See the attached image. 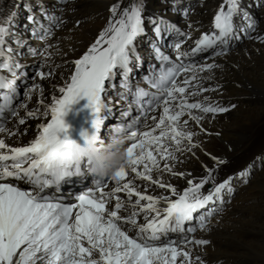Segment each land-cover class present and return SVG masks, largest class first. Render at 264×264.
Masks as SVG:
<instances>
[{
  "label": "snow or ice",
  "instance_id": "6c2138e0",
  "mask_svg": "<svg viewBox=\"0 0 264 264\" xmlns=\"http://www.w3.org/2000/svg\"><path fill=\"white\" fill-rule=\"evenodd\" d=\"M164 2L171 13L188 16L189 7H179L182 0ZM14 6L17 10H0V133L15 134L2 123L5 113L16 117L19 125L25 123V118L18 116L20 109H25L28 118L49 119L38 125V134L25 146L12 147L0 138V264H204L200 255L193 256V246L202 247L209 241L190 238V234L210 227L217 206L225 203V193L231 196L235 191L232 177L217 183L215 173L226 161L208 153L215 167L204 165L203 176L174 169L182 163L181 155L195 156L194 149L201 146L197 137L206 133L201 126L205 117L214 118L236 107L225 106L209 96L195 99L222 87L218 83L215 88L204 87L202 81L212 80L213 76L202 74L222 67L215 59L229 54L233 42L242 37L264 43V35L257 32L259 22L243 7L242 0H223L211 29L202 32L189 51H182L191 31H182L160 13L147 14L146 0H132L122 10L119 3L114 4L106 26L74 60L70 79L58 89L60 95H53L51 103L44 104L40 112L39 107L28 111L27 101L37 90L43 92L36 79L52 75L44 70L52 47L46 42L62 21L41 7L40 13L48 21L46 27L29 4L23 5L32 36L45 41L41 60L30 79L25 71L28 65L20 62L23 54L19 51L27 41L14 31L19 0ZM258 6H264V0ZM237 19L242 23L237 24ZM146 24L153 34L151 51L160 67H153L144 77L152 91L137 86L132 93L139 115L127 123L118 120L106 133L119 129L127 134L131 142L127 148L129 166L121 169L115 179L99 177L92 173L91 160L83 154L80 144L66 134L69 125L64 117L71 105L86 97L85 107L92 113L91 131L82 130L80 135L85 141H103L101 129L106 114L111 112L104 95L115 87L112 82L117 76L121 78L120 87L131 91L129 77L141 59L137 41L146 35ZM188 27L191 29V25ZM168 37H173L168 47L173 49L175 59L162 51ZM204 53H211V63L194 62L193 58ZM28 54L36 56L37 49L28 46ZM18 81H23V103H15L21 96ZM144 98L146 107L140 103ZM157 111L158 116L154 114ZM150 114L151 126L147 122ZM121 115L128 116L129 112ZM190 121L199 131L189 126ZM62 132L65 135L61 136ZM250 171L249 167L239 173L245 184ZM153 172L182 178L186 186L180 190L160 176L154 178ZM129 173L145 182L143 191L135 179H126ZM68 176H91L92 186L71 203L65 202L63 196L44 194L50 188L59 192L61 181ZM20 182L30 190L20 187ZM110 182L115 186L106 190ZM209 183L211 187L205 193ZM149 186L163 192L149 194ZM172 234L179 239H170Z\"/></svg>",
  "mask_w": 264,
  "mask_h": 264
},
{
  "label": "bare ground",
  "instance_id": "6f19581e",
  "mask_svg": "<svg viewBox=\"0 0 264 264\" xmlns=\"http://www.w3.org/2000/svg\"><path fill=\"white\" fill-rule=\"evenodd\" d=\"M255 1L260 2V0H242V5L259 22L257 32L264 35V7L256 9ZM131 2L132 0H66V3H57V0L42 2L19 0L14 28L18 35L25 32L22 21V15L26 10L23 7L25 3L31 8L34 7L32 10L36 12L39 9L37 6H44L54 15L60 14L62 21L60 27L54 28L55 34L46 42L52 47L48 49L50 55L47 56L48 66L45 68H51V70L54 68L52 75L44 80L36 79L35 82L41 86L43 92L41 94L37 90L32 94L31 99L27 101L28 111L39 107L40 112H43V105L50 104L53 95H60L58 89L70 79L74 70V60L83 55L106 26L112 5L119 3L122 10ZM222 2L223 0H198L194 8L191 0H182L181 6L190 5L192 8L190 16L182 18L179 13H171L169 4L164 0H146V13L166 15L185 32L191 31V38L183 47L186 50L202 32L211 29L215 12ZM15 3L16 0H0V10L4 13H7L9 9L17 10ZM236 22L242 23L239 19ZM145 27L147 28V24ZM256 34L253 33L254 36ZM149 41L150 38L147 35L137 41L140 47L138 50L141 58L140 66L143 67L150 58L147 46ZM54 42L55 45H53ZM33 45L39 48L37 55H40V50L45 47V41L35 40ZM215 62L222 67L215 69L212 73L204 72L203 76L211 75L213 79L202 81V83L206 88H215L217 83L222 87L218 91L205 92L195 99L209 96L225 106L234 104L236 107L214 118L210 115L205 117L201 126L206 133L211 134L202 133L197 137L201 146L194 149L195 156L190 153L181 155L182 163H178L174 171L191 172L194 177L203 176L204 165L215 167L213 161L206 155L208 153L226 161L215 173L217 183L230 177L232 172L235 173L237 180H233L234 183L231 182L235 191L231 196L225 193V203L222 206L224 210L211 219L210 227L207 230L198 229L190 235V238L209 241L202 247L193 246V256L200 255L204 264H264V43L242 37L233 45L229 54L216 58ZM29 77L31 79V74ZM38 101L42 103L38 104ZM23 102H25L24 98ZM110 107L113 118H106L109 121L105 122L103 127L104 136L108 128L116 123L115 120L122 116L121 113L127 105L117 101ZM20 112L26 114L25 109H20ZM154 114L158 116L159 111ZM151 115L147 121L150 126ZM45 119L47 120L44 116L28 119L24 126L15 125V119H11L6 127L10 131L17 129L18 133L12 137L7 133H0V138H4L10 146L22 145L24 141L38 134L37 125ZM189 126L194 131H199L191 121ZM23 128L28 129L26 134L23 133ZM249 167L251 168L250 176L248 183L245 184L239 173ZM157 176L180 190L186 186L184 179L171 174L153 172V177ZM126 179H135L139 189L141 191L145 189V182L135 178L134 174ZM210 187L211 183L205 185V193ZM148 192L159 195L163 190L149 186ZM140 222H143L142 218Z\"/></svg>",
  "mask_w": 264,
  "mask_h": 264
},
{
  "label": "clouds",
  "instance_id": "9594fccd",
  "mask_svg": "<svg viewBox=\"0 0 264 264\" xmlns=\"http://www.w3.org/2000/svg\"><path fill=\"white\" fill-rule=\"evenodd\" d=\"M127 142V134L116 129L109 132L102 142L89 139L87 141L84 140L83 144H79L83 154L91 160V171L93 174L99 177L115 179L121 169L129 166Z\"/></svg>",
  "mask_w": 264,
  "mask_h": 264
},
{
  "label": "rangeland",
  "instance_id": "374dc122",
  "mask_svg": "<svg viewBox=\"0 0 264 264\" xmlns=\"http://www.w3.org/2000/svg\"><path fill=\"white\" fill-rule=\"evenodd\" d=\"M41 2L43 1V0H40ZM191 2H192V4L194 5V8H195V5H196V3L198 2V0H191ZM191 14V13H190ZM60 15V14H59ZM61 16V15H60ZM190 16V15H189ZM53 45H55V42L53 43ZM37 57H39V61L41 60V56L40 55H38ZM38 60V59H37ZM53 69L54 68H52V71H53ZM264 137V136H263ZM262 137V138H263ZM233 175V176H232ZM132 177V176H131ZM230 177H232V181L233 180H235L236 178H235V173L234 172H232V173H230ZM237 180V179H236ZM235 182V181H234ZM234 182H232V183H234Z\"/></svg>",
  "mask_w": 264,
  "mask_h": 264
}]
</instances>
